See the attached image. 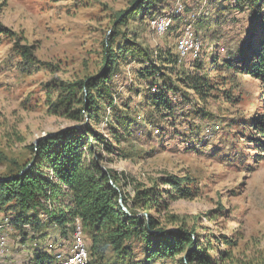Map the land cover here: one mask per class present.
<instances>
[{"label":"rangeland","instance_id":"374dc122","mask_svg":"<svg viewBox=\"0 0 264 264\" xmlns=\"http://www.w3.org/2000/svg\"><path fill=\"white\" fill-rule=\"evenodd\" d=\"M139 1L0 0V175L22 168L39 138L89 123L117 147L100 153L112 158L110 168L124 172L123 195L131 199L138 188L156 189L163 205L153 214L169 229L194 232L217 264H264V151L257 141L263 138L251 125L264 112V85L236 69L238 64L224 63L260 37L261 18L254 17L249 0H145L134 11ZM154 9L172 18L163 34L151 24ZM185 25L192 26L202 47L197 57L189 54L174 64L169 59L179 55ZM116 30L115 50L128 52L126 58L106 79L109 93L105 102L98 101V117L86 115L78 123L70 115L85 97L79 82L103 72L104 41ZM196 58L205 68L193 66ZM148 62L161 69L154 83L137 72ZM194 74L209 78L208 96L188 87L185 78ZM163 82L175 84L168 112L158 111L151 99ZM116 107L132 120L120 131V142L107 129ZM169 179L188 188V197H179ZM43 232L36 237L30 232L25 241L3 225L0 243L6 241V251L0 259L34 264L37 248L52 260L60 249L70 252L73 232L66 235L58 226ZM142 249L136 245L139 259Z\"/></svg>","mask_w":264,"mask_h":264},{"label":"trees","instance_id":"16d2710c","mask_svg":"<svg viewBox=\"0 0 264 264\" xmlns=\"http://www.w3.org/2000/svg\"><path fill=\"white\" fill-rule=\"evenodd\" d=\"M143 1L135 4L134 11L141 7ZM249 2L254 17L261 18L260 37L254 42L250 40L240 55L234 57L229 54L224 63L231 66L238 64L236 69L259 79L264 85V16H260L264 11V0ZM149 13L151 19L160 15L156 9ZM118 33L119 30H116L114 36L104 41L103 72L95 78L79 82L85 97L77 113L70 115L78 123L83 122L86 115L90 120L98 117V101L105 102L109 93L106 79L119 61L126 58L128 52L122 51L121 47L115 50ZM132 55L133 60L138 58L136 54ZM145 57H148V52L139 59L144 61ZM178 57L169 61L177 64L182 61ZM218 59L212 57L211 63H217ZM193 66L203 69L205 62L196 58ZM137 72L141 78L154 83L161 69L148 62ZM185 82L201 97L208 96V92L212 91L206 74L188 75ZM174 86V83L163 82L151 94L152 103L158 111H172L168 93L175 90ZM223 94L231 98L230 93ZM131 121L127 113L116 107L108 120L107 129L120 142L124 138L120 131L127 129ZM251 125L262 136L263 140L257 141L264 151V112L254 116ZM116 149L111 140L89 123L85 127L71 126L40 138L32 145L33 156L22 168L0 175V227L9 225L26 241L30 232L35 237L37 234L43 236L47 226H58L67 235L73 232L79 220L90 238L87 264H154L158 260H170L177 264H217L209 254V247L198 243L194 232L182 226L169 229L163 226L160 217L153 214L156 207L163 205L158 200L156 189L138 188L131 199L123 195L121 179L124 172L110 168L108 161L112 158L109 160L100 153H114ZM166 183L176 189L179 197H188V188H182L181 184L176 186L172 179L166 180ZM42 213L45 218H42ZM137 244L143 248V259H139L135 252ZM35 256L34 264L52 263V256L43 255L38 248Z\"/></svg>","mask_w":264,"mask_h":264},{"label":"built area","instance_id":"2783aa9c","mask_svg":"<svg viewBox=\"0 0 264 264\" xmlns=\"http://www.w3.org/2000/svg\"><path fill=\"white\" fill-rule=\"evenodd\" d=\"M153 28L163 34L172 25V18L167 14L157 16L151 21ZM202 47V40L197 36L192 26H184L180 30V35L177 41V50L181 59L189 54L198 56ZM1 226V225H0ZM6 241L0 243V257L5 256ZM90 259L89 247L86 242L84 230L79 220L75 223V228L72 233V248L68 254L64 253L63 249L58 250L51 264H87ZM0 264L5 263L0 259Z\"/></svg>","mask_w":264,"mask_h":264},{"label":"water","instance_id":"95a60500","mask_svg":"<svg viewBox=\"0 0 264 264\" xmlns=\"http://www.w3.org/2000/svg\"><path fill=\"white\" fill-rule=\"evenodd\" d=\"M51 135H53V134H51ZM39 139H40V138H39ZM39 139H38V140H39ZM38 140H37V141H38ZM31 164H32V163H31ZM31 164H30V165H31ZM30 165H29V166H30ZM123 208H124V210H125L126 212L129 213L128 209H127L125 206H123Z\"/></svg>","mask_w":264,"mask_h":264}]
</instances>
